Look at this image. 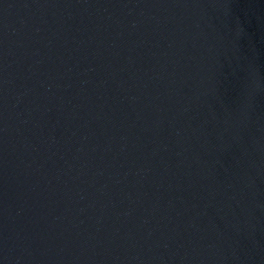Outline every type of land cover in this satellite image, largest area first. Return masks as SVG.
I'll return each instance as SVG.
<instances>
[{"label": "water", "instance_id": "obj_1", "mask_svg": "<svg viewBox=\"0 0 264 264\" xmlns=\"http://www.w3.org/2000/svg\"><path fill=\"white\" fill-rule=\"evenodd\" d=\"M0 264H264V0H0Z\"/></svg>", "mask_w": 264, "mask_h": 264}]
</instances>
